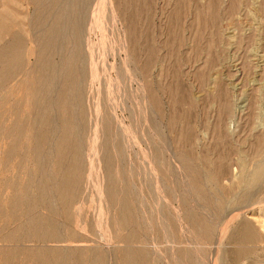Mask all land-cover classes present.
I'll use <instances>...</instances> for the list:
<instances>
[{
  "label": "rangeland",
  "instance_id": "374dc122",
  "mask_svg": "<svg viewBox=\"0 0 264 264\" xmlns=\"http://www.w3.org/2000/svg\"><path fill=\"white\" fill-rule=\"evenodd\" d=\"M0 13L22 49L0 85V264H45L25 254L45 250L59 252L47 264H264V0H0ZM39 221L53 233L28 236Z\"/></svg>",
  "mask_w": 264,
  "mask_h": 264
},
{
  "label": "bare ground",
  "instance_id": "6f19581e",
  "mask_svg": "<svg viewBox=\"0 0 264 264\" xmlns=\"http://www.w3.org/2000/svg\"><path fill=\"white\" fill-rule=\"evenodd\" d=\"M83 2V1H82ZM58 4V3H57ZM69 5V4H68ZM73 7V6H72ZM81 7V6H80ZM55 10V9H54ZM86 11V10H85ZM88 11V10H87ZM91 12V11H90ZM56 13V12H55ZM64 13V12H63ZM54 15V14H53ZM65 16V15H64ZM62 19V17H61ZM52 20V18H51ZM64 20V19H63ZM7 21V20H6ZM3 17V14L0 13V85L2 83H4L5 81H7L8 79H10L14 73L17 71L19 64H20V60L22 59V55H21V51H20V47L19 44L16 42L15 39H13L12 37H9L7 42H3L2 39L5 35H9L10 36V24L7 23ZM60 21V20H59ZM94 21V20H93ZM52 23V22H51ZM63 23V22H62ZM90 23V22H89ZM61 25H59L60 27ZM58 27V28H59ZM79 27V26H78ZM81 28V27H80ZM54 29V28H53ZM55 30V29H54ZM53 30V31H54ZM62 30V29H61ZM57 31V30H55ZM54 31V32H55ZM80 31V30H79ZM77 32V31H76ZM56 33V32H55ZM60 33V32H59ZM80 34V33H79ZM13 35V34H12ZM80 36V35H79ZM51 37H52V33H51ZM59 37V36H58ZM15 38V37H14ZM59 39V38H58ZM44 41V40H43ZM75 41V40H74ZM76 42V41H75ZM81 42V41H80ZM83 44V43H82ZM72 48V47H71ZM36 50V49H35ZM78 50V49H77ZM30 53V52H29ZM36 53V52H35ZM75 55V54H74ZM76 58V57H75ZM94 58V57H93ZM72 59V58H71ZM90 59V58H89ZM86 61V60H85ZM75 62V61H74ZM74 64V63H73ZM76 64V63H75ZM81 67V66H80ZM74 69V68H73ZM26 74V73H25ZM82 74V73H81ZM92 74V73H91ZM75 77V76H74ZM76 80V79H75ZM15 84V83H14ZM78 84V83H77ZM80 85V84H79ZM27 86V85H26ZM81 86V85H80ZM12 87V86H11ZM77 87V86H76ZM35 88V87H34ZM26 91V90H25ZM77 92V91H76ZM90 93V92H89ZM13 94V93H12ZM30 96V95H29ZM29 104V102H28ZM5 108V107H4ZM78 112V111H76ZM99 116V115H98ZM13 117V116H12ZM65 125H64V138L62 141V148L64 153H69V138L72 136L73 137V126L71 123V120L67 119L65 121ZM77 125V124H76ZM75 125V126H76ZM90 125V124H89ZM17 124H16V120L13 121L9 127H8V131H7V135L9 138V146H8V151L11 152L12 147H13V141L14 137H15V130L17 131ZM20 128V127H19ZM19 130V129H18ZM17 135V134H16ZM16 138V137H15ZM35 141V140H34ZM72 143V142H71ZM27 145V144H26ZM155 145V144H154ZM72 146V145H71ZM89 146V145H88ZM74 149V148H73ZM72 149V150H73ZM109 150V149H108ZM13 151V150H12ZM62 151V149H61ZM62 151V153H63ZM74 151V150H73ZM77 152V151H76ZM75 152V155H76ZM63 153V154H64ZM103 155V154H102ZM71 160V159H70ZM74 160V159H72ZM70 162V161H69ZM73 162V161H72ZM78 164L77 162L75 163H68V164H63L61 166L62 169V178H61V193H62V197L63 198H69L70 196H72L73 192H74V188L77 186L76 183V174L78 172ZM189 168V167H188ZM170 169V168H169ZM10 184V183H9ZM76 185V186H75ZM19 191V190H18ZM17 199L19 200V197H17ZM190 204V203H189ZM81 205V204H80ZM119 206V205H118ZM180 208V207H179ZM201 214V213H200ZM193 215V214H192ZM191 217V216H190ZM189 218V217H188ZM34 222V221H33ZM190 222V221H189ZM184 223V222H183ZM35 224L34 226L31 225V228L26 229L27 231L25 232L26 234L32 235L35 238H42L44 235L46 234H52L53 231L55 230L53 226H49L47 224L44 225L43 222L39 221L38 223L35 222L33 223ZM186 225V224H185ZM205 227V226H204ZM200 229V228H199ZM203 230V229H202ZM164 232V231H163ZM165 233V232H164ZM186 233V232H185ZM48 237V236H47ZM18 235L16 237V235H9L6 239L8 240H14L17 239ZM45 239V238H44ZM45 241V240H44ZM105 246V245H104ZM112 249V248H111ZM21 252V250H17V249H10V250H6L5 251V257L4 260L5 262H12L13 260H15L18 256V254ZM28 254L27 256H30V258L35 259L38 262H43L45 264L48 263V257L49 256H53L54 258H59V252L58 251H52L50 252L49 250H45V251H27L25 252V254ZM72 253V258H76V260L79 262V264H83V256L81 254V252H71ZM70 253V254H71ZM141 256V255H140ZM131 257V254L129 252H124V259L126 261V263H129V258ZM53 258V259H54ZM135 258V256H134ZM137 259V258H136ZM137 261V260H136ZM131 263V262H130Z\"/></svg>",
  "mask_w": 264,
  "mask_h": 264
}]
</instances>
